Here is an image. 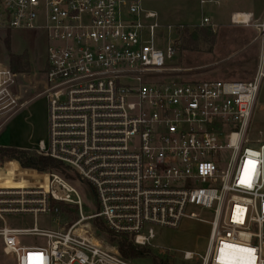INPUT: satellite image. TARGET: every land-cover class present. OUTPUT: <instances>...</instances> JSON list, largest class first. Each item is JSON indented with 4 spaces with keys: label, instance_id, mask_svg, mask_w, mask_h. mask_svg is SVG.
Instances as JSON below:
<instances>
[{
    "label": "built area",
    "instance_id": "obj_1",
    "mask_svg": "<svg viewBox=\"0 0 264 264\" xmlns=\"http://www.w3.org/2000/svg\"><path fill=\"white\" fill-rule=\"evenodd\" d=\"M199 4V21L164 24L142 0H0V35L31 34L43 45L40 72L23 65L25 53L9 56L10 67L0 64V113L45 97L48 138L37 153L74 178L34 170L23 188L0 184V220L55 222L62 205L79 213L67 230L0 228L1 248L16 264H135L119 246L105 248L79 229L97 219L143 248L158 227L209 223L205 253L184 252V261L264 264V143L249 147L246 138L264 79V23L231 16L233 25L262 31L253 80L184 81L178 75L185 70L171 66L179 34L215 27L205 8L219 0ZM14 88L33 98L20 104ZM75 183L89 187L95 213L84 214ZM197 207L212 211V220ZM27 237L45 242L25 247Z\"/></svg>",
    "mask_w": 264,
    "mask_h": 264
},
{
    "label": "rangeland",
    "instance_id": "obj_2",
    "mask_svg": "<svg viewBox=\"0 0 264 264\" xmlns=\"http://www.w3.org/2000/svg\"><path fill=\"white\" fill-rule=\"evenodd\" d=\"M142 3L146 9L156 12L164 24H186L190 19L197 22L201 18L199 0H142ZM228 11L225 8L209 5L205 8V13L211 18L215 27L192 26L180 32L176 42L177 54L171 64L175 68L185 70L178 75L179 79L242 82L253 80L263 50L262 31L253 26L233 25ZM208 30L212 32L214 40L206 38ZM171 39L176 40L175 34H172ZM23 53L28 55L30 72L33 69L42 71L43 45L36 36L24 34L20 38H15L10 34L0 35V64L10 67L9 56ZM22 84L25 85V83ZM15 88L13 95L21 96ZM23 95L22 102L33 98L30 93ZM16 110L18 108H9L0 113V147L26 149L25 151L38 154L39 143L46 142L48 138V101L45 97L37 98L20 112ZM11 117L13 118L6 122ZM246 138L249 147H257L258 144L264 143V107L257 105L255 108ZM15 161L4 159L0 167L3 169L6 163ZM21 168V165L20 168L7 165V172L0 171V184L8 187H25L26 178L32 176L31 173L34 170L22 168L27 171L22 172ZM66 176L74 179L67 170ZM18 178L21 179L18 180ZM74 187L80 192L84 201V214L95 213V204L89 187L80 183H75ZM62 207H60L61 212L55 222H50L47 217H39L35 220L32 216H8L5 224L0 220V228L7 225L10 228L33 229L36 225L41 230H67L79 219V213L75 208ZM193 211L204 219L212 220L213 212L210 210L197 207ZM79 229L88 232L105 248H118L120 239L114 237L101 220L86 221ZM210 230L209 223L190 219H185L177 229L158 227L155 229V240L151 246L145 247L149 256L131 261L135 264H153V256H155L168 259L172 264H202L201 259L184 261L182 254L189 251L203 255L207 249ZM21 242L25 247H36L43 245L45 241L27 237L22 238ZM1 246L0 240V264H16L15 256L5 253Z\"/></svg>",
    "mask_w": 264,
    "mask_h": 264
},
{
    "label": "trees",
    "instance_id": "obj_3",
    "mask_svg": "<svg viewBox=\"0 0 264 264\" xmlns=\"http://www.w3.org/2000/svg\"><path fill=\"white\" fill-rule=\"evenodd\" d=\"M206 38H210L211 40H214V36L212 35L211 31L208 30L206 32ZM23 65L27 67L29 63L26 62ZM4 159L18 161L23 169L37 170V171H57L62 175H64L65 177H68L66 176V167L63 163L42 154L31 153L29 151L16 149V148L0 147V162H3ZM8 165L19 167V165L15 162H12ZM62 206L65 207V205ZM118 246H119L120 255L127 260H133V259L144 258L146 256H149V252L146 251L145 248L135 246L127 238H121ZM153 264H172V263L168 259L165 260L153 256Z\"/></svg>",
    "mask_w": 264,
    "mask_h": 264
},
{
    "label": "crops",
    "instance_id": "obj_4",
    "mask_svg": "<svg viewBox=\"0 0 264 264\" xmlns=\"http://www.w3.org/2000/svg\"><path fill=\"white\" fill-rule=\"evenodd\" d=\"M213 6H218L220 8H225V9L229 10L228 12H230V21H231V16L233 14L246 13V14H250L252 16V22L254 24L261 25L264 23V0H245V1H242V0H219V4H214ZM23 96L24 95H21L19 97L20 104L24 103L21 101V100H23V98H22ZM30 102H32V101H30ZM257 105H260V107H264V79L262 80V83L260 86V92H259L256 104H255L254 110L257 107ZM15 116H17V114ZM15 116H13V117H15ZM13 117L9 118L6 122L11 120ZM253 117H254V111H253ZM23 150H26V149H23Z\"/></svg>",
    "mask_w": 264,
    "mask_h": 264
},
{
    "label": "bare ground",
    "instance_id": "obj_5",
    "mask_svg": "<svg viewBox=\"0 0 264 264\" xmlns=\"http://www.w3.org/2000/svg\"><path fill=\"white\" fill-rule=\"evenodd\" d=\"M8 187V186H7ZM15 188H23V187H15ZM4 251H5V253H7V254H12V253H10L9 251H7V250H5L4 249Z\"/></svg>",
    "mask_w": 264,
    "mask_h": 264
},
{
    "label": "snow or ice",
    "instance_id": "obj_6",
    "mask_svg": "<svg viewBox=\"0 0 264 264\" xmlns=\"http://www.w3.org/2000/svg\"><path fill=\"white\" fill-rule=\"evenodd\" d=\"M246 251L252 252V251H254V250H246Z\"/></svg>",
    "mask_w": 264,
    "mask_h": 264
},
{
    "label": "water",
    "instance_id": "obj_7",
    "mask_svg": "<svg viewBox=\"0 0 264 264\" xmlns=\"http://www.w3.org/2000/svg\"><path fill=\"white\" fill-rule=\"evenodd\" d=\"M190 22H192V20Z\"/></svg>",
    "mask_w": 264,
    "mask_h": 264
}]
</instances>
